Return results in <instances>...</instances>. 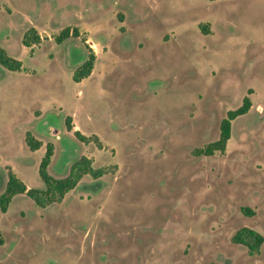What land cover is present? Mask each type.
I'll use <instances>...</instances> for the list:
<instances>
[{
    "label": "rangeland",
    "instance_id": "obj_1",
    "mask_svg": "<svg viewBox=\"0 0 264 264\" xmlns=\"http://www.w3.org/2000/svg\"><path fill=\"white\" fill-rule=\"evenodd\" d=\"M67 25L90 29L57 43ZM0 45L24 66L0 64V193L9 167L44 187L49 142L55 177L82 155L112 170L47 207L16 194L0 209V264H264V244L251 254L232 239L243 226L264 235V0H0ZM247 94L226 152L194 154Z\"/></svg>",
    "mask_w": 264,
    "mask_h": 264
},
{
    "label": "trees",
    "instance_id": "obj_2",
    "mask_svg": "<svg viewBox=\"0 0 264 264\" xmlns=\"http://www.w3.org/2000/svg\"><path fill=\"white\" fill-rule=\"evenodd\" d=\"M200 28L204 33H209L208 24H200ZM81 32L77 26H64L54 37L57 43H62L69 37H79ZM86 43V38L81 37ZM42 42L41 34L35 26H30L23 34V45L30 47L33 52V46ZM87 45V44H86ZM96 54L93 50L89 52L85 60L78 65L73 72V79L77 82L89 77L94 69ZM0 64L12 71L24 70L23 61L13 55L8 50L0 45ZM251 93V90L249 91ZM252 98L250 94L243 97L242 103L235 109H230L227 116L221 120L220 134L216 140H213L202 147L194 149L196 155H214L216 152L225 153L227 143L232 135V121L238 116L247 113L252 107ZM67 128L72 130V117L66 119ZM76 137L84 143L94 142L99 148L103 147L102 141L97 134L86 135L80 130H74ZM26 144L31 150H37L42 145V140L36 138L31 131H27L25 137ZM54 154V144L47 143L45 153L39 164V175L44 183V187H28L27 184L15 173L12 168H8V179L6 187L0 193V209L6 212L13 197L18 193H26L40 207H47L56 202H61L65 195L74 189L80 180L89 175L92 178H100L103 175L111 172L108 167H94L92 159L86 155H82L72 163L69 174L65 177H55L49 171V165ZM244 212H250L248 208L243 207ZM233 241L244 244L248 247L251 254L259 253L261 246L264 244V235L257 230L248 226H243L236 231L233 236Z\"/></svg>",
    "mask_w": 264,
    "mask_h": 264
},
{
    "label": "crops",
    "instance_id": "obj_3",
    "mask_svg": "<svg viewBox=\"0 0 264 264\" xmlns=\"http://www.w3.org/2000/svg\"><path fill=\"white\" fill-rule=\"evenodd\" d=\"M79 29H83V30H89L90 28H82V27H79V26H77Z\"/></svg>",
    "mask_w": 264,
    "mask_h": 264
}]
</instances>
